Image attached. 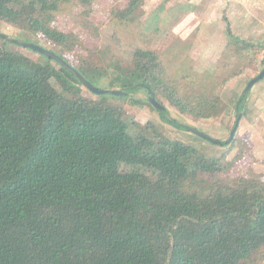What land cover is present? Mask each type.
I'll use <instances>...</instances> for the list:
<instances>
[{
	"label": "trees",
	"instance_id": "obj_1",
	"mask_svg": "<svg viewBox=\"0 0 264 264\" xmlns=\"http://www.w3.org/2000/svg\"><path fill=\"white\" fill-rule=\"evenodd\" d=\"M93 2L0 0V20L71 50L79 37L56 27L54 15L73 4L90 26ZM142 2L111 13L131 20ZM226 34L238 63L258 51L264 63L260 42L228 22ZM42 55L0 45V264H264V172L228 175L225 153L205 155L153 123L129 121L122 105L129 98L158 110L151 91L208 118L220 113L218 93L184 90L153 48H135L111 70L72 64L98 87L113 71L108 87L126 91L89 90L94 96ZM139 90L144 97L131 95ZM250 92L236 104L242 114Z\"/></svg>",
	"mask_w": 264,
	"mask_h": 264
},
{
	"label": "rangeland",
	"instance_id": "obj_2",
	"mask_svg": "<svg viewBox=\"0 0 264 264\" xmlns=\"http://www.w3.org/2000/svg\"><path fill=\"white\" fill-rule=\"evenodd\" d=\"M126 1L94 0L90 26L85 25L76 5L61 6L54 15L53 24L78 35V44L71 50L3 20H0V30L12 37L40 44L75 66L92 69L99 66L111 70L112 62L115 61L125 64L137 47L158 50L168 74L180 80L184 90L195 87L218 93L221 98L220 113L208 118H194L180 112L159 95L158 100L167 109L164 113L147 103H133L129 98L122 100L128 120L141 124L153 123L172 139L193 146L205 155L225 153L223 163L228 164V175L264 172V150L262 153L259 150L253 153L254 148L245 138L246 131L243 128H237L231 146L212 142L189 128L196 127L219 140L228 138L238 113L236 104L239 96L248 80L262 69L264 63L259 51L252 54L249 62L243 60L238 63L236 57L230 56L233 46L227 45L226 24L228 22L231 31L240 38L260 42L264 46V0H143L131 20L119 21L113 17L112 9L122 7ZM0 45L10 50L18 49L37 60L46 58L33 49L9 41L0 39ZM242 66L239 74L224 80V76L231 73L233 68L240 69ZM112 76L113 71L108 74V78L102 77L98 85L109 88L107 83ZM82 92L94 96L84 86ZM263 92L259 90L255 93L254 98L263 101L259 104V120L254 121L255 136L264 140ZM131 95L140 98L144 97V92L139 90ZM246 96L243 115L245 104L253 97L251 92ZM108 98L113 100L110 95ZM246 115L249 117L251 111L246 110ZM259 147L263 149L264 144Z\"/></svg>",
	"mask_w": 264,
	"mask_h": 264
},
{
	"label": "water",
	"instance_id": "obj_3",
	"mask_svg": "<svg viewBox=\"0 0 264 264\" xmlns=\"http://www.w3.org/2000/svg\"><path fill=\"white\" fill-rule=\"evenodd\" d=\"M0 38H3L7 41H10L14 44L17 45H21L24 47H28L31 48L33 50H36L48 57H51L52 59H54L55 61H57L59 64H61L62 66H64L66 69H68L70 72H72L82 83V85L87 88L88 90H90L91 92H93L94 94H101V93H112V94H125L126 91L121 89V88H104V87H98L96 85H94L91 81H89L75 66H73L70 62H68L63 56L57 54L56 52L31 41H26V40H22L16 37H12L9 34H7L6 32H3L0 30ZM264 76V66L262 67V69L252 78H250L248 80V82L246 83L245 87H244V92H248L249 89L251 88V86L258 81L259 79H261ZM148 90L150 91V89L148 88ZM149 101L153 104V106L155 108H157L158 110H162L165 108V106L163 104H161L158 100L155 99L153 93L150 91L149 94ZM241 116V112L238 111L235 121L233 123V126L231 127L230 131H229V136L226 140H219L216 139L210 135H208L207 133L201 131L200 129L196 128V127H189L190 130L212 142L215 143H226L229 142L233 136L234 133L237 129L238 126V122H239V118Z\"/></svg>",
	"mask_w": 264,
	"mask_h": 264
},
{
	"label": "crops",
	"instance_id": "obj_4",
	"mask_svg": "<svg viewBox=\"0 0 264 264\" xmlns=\"http://www.w3.org/2000/svg\"><path fill=\"white\" fill-rule=\"evenodd\" d=\"M260 80V79H259ZM261 82H259L255 87L254 84L257 82H255L253 84V86L251 87V95H253L252 99H250L249 102H247V104H245L244 106V115H241V119L238 122V129H244L246 131V134H244L245 138L247 139V141H249V143L251 144V146H253L254 150L253 153L256 152V150L259 152H263L264 148L261 149L259 146L264 144V140L256 135V121H254L255 119L259 120L260 115H258L261 110L259 111V107H261L259 104H261L260 102H262V99L259 98H254L255 97V93L258 92L259 90H263L264 91V77L262 80H260ZM256 89V90H255ZM264 93V92H263ZM254 98V99H253ZM262 100V101H261ZM263 106V105H262ZM246 110H250L251 111V115L248 117V115H246ZM252 116H254L252 118ZM255 130V132H254ZM251 133V135H249V133Z\"/></svg>",
	"mask_w": 264,
	"mask_h": 264
}]
</instances>
